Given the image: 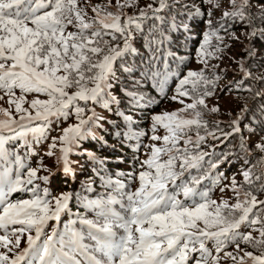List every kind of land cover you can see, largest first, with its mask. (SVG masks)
Returning a JSON list of instances; mask_svg holds the SVG:
<instances>
[{
  "label": "snow or ice",
  "instance_id": "1",
  "mask_svg": "<svg viewBox=\"0 0 264 264\" xmlns=\"http://www.w3.org/2000/svg\"><path fill=\"white\" fill-rule=\"evenodd\" d=\"M137 5L138 0H106L91 5L94 15L89 16L81 0H0V101L7 97L9 105H0V264H221L222 260H231L232 264H264V200L257 195V189L264 192V167L261 175L252 171L255 165L242 171L247 188L233 177L231 184L224 185L221 191L230 188L236 202L218 203L211 199V189L204 190L202 185L205 181L219 183L223 174L213 172L228 160V155L205 162L208 152L189 150L190 145L200 149L206 136L220 139L216 131L225 138L241 133L240 123L247 105L231 121V132L220 130L218 122L216 130H208L200 107H208L206 97L214 94L210 86L215 79L206 76L205 71L217 67L209 65L210 59H220L224 48L231 47L226 38L243 43L236 34L240 28L248 41L244 55L236 62L242 76L226 91L236 87L252 92L246 79L264 83V75L255 76L247 64V60L260 54L255 41L264 40V0H153L143 8L137 9ZM128 8L137 11L128 14ZM216 13L220 14L218 18ZM147 20L153 21L148 38L153 61L172 41L169 28H183V35L190 40L199 23L206 25L197 50L202 67L187 71L179 79L176 95L171 97L184 107L151 117L149 139L161 143L145 146L150 151L140 162L143 170L133 177L139 180L135 191L125 192L126 186L120 181H105L108 186L115 184L116 194L84 203L86 209L96 212L95 219L78 216L63 231L53 227L48 234L45 229L49 221H59L63 213L71 212L72 194L52 196L46 187L40 189L36 181L47 184L51 179V175H38L41 170L50 172L43 160L35 168L28 167L25 173L24 160L7 145L13 141L29 145L32 140L48 139L52 123L74 116L75 123L61 129L59 136L51 137L46 153H59L57 162L63 173L72 174L70 154L85 139L97 138L94 129L102 127L106 120L95 107L87 106L91 103L111 110L112 105L120 103L112 91L119 64L135 51V33L144 30ZM165 24L167 28L162 27ZM70 26L74 31L68 30ZM180 59L183 62L186 58ZM149 71L153 76L159 75L151 66ZM126 95L130 106L145 101L136 91H126ZM255 96L264 97V89L256 91ZM181 97L193 102L185 104ZM86 110L91 114L87 115ZM209 110L218 112L219 108ZM117 114L126 122L128 131L123 135L139 146L141 137L148 133L134 129L130 114ZM160 128L165 130L163 136L156 134ZM201 129L206 135L200 134ZM191 131L196 132L195 140L188 135ZM115 135L121 133L117 131ZM240 147L251 154L243 135ZM255 147L264 164V142ZM85 151L90 159L104 164L95 153ZM193 169L198 174L192 175ZM18 192H31L32 198L11 199ZM115 205L120 206L119 210ZM77 222L79 228L75 227ZM242 227L252 230L241 231ZM209 241L214 243L216 255L207 246ZM242 243L257 248L260 255L241 248ZM229 245L234 246L233 251H225Z\"/></svg>",
  "mask_w": 264,
  "mask_h": 264
},
{
  "label": "trees",
  "instance_id": "2",
  "mask_svg": "<svg viewBox=\"0 0 264 264\" xmlns=\"http://www.w3.org/2000/svg\"><path fill=\"white\" fill-rule=\"evenodd\" d=\"M153 0H138V8H143ZM106 0H81V4L86 6L88 15L93 16L91 12V5L103 4ZM115 3V0H113ZM199 3V0H197ZM134 8L126 9L128 14H133L137 11ZM172 15H175L173 10ZM219 13H216V17H219ZM200 20V17L196 18ZM179 22V17H177ZM191 23V21H189ZM152 20L144 22L143 31L135 33V40L133 41V48L135 51L127 54L124 57L125 63L119 64V70L117 71L118 79L114 81L113 95L120 101L119 104L111 106V110L104 109L102 105H93L89 103L88 108L95 107L98 114L106 118L104 124L100 128L94 129L96 134L95 139L89 137L85 139L81 146L70 154L69 159L73 162L71 167L76 168L78 166L77 176H70L61 173L58 170L57 155L47 156L43 149L47 146L49 139L54 136H59L61 129L66 128L69 124L75 123V117H71L68 120H61L57 123L51 124V130L48 134V139L36 142L29 137L32 142L29 145H24L23 141L9 142L7 147L9 150L17 153L25 162L26 167L22 170L26 173L28 167L35 168L43 160L44 166L50 170H41L38 175L46 176L51 175V179L47 184L43 181H36L39 184L40 189L45 187L51 193L52 196H58L61 193H71L72 200L69 202V208L71 212L63 213L59 221H51L48 223V227L45 232L50 234L53 227L56 230L63 231L65 225L69 224L72 220H77L78 216L86 217L88 219H95L96 212L92 209H86L84 203L89 200H95L101 196L107 197L109 194H116L113 192L115 184L111 186L105 184V181L111 180L113 182L120 181L126 187L125 192H133L139 186L138 178H133L143 169L140 167V162L147 158V154L150 149L145 147L152 143H161L159 141H151L149 136L152 134L150 131L152 119L154 114L164 112H174L181 105L179 100H172L171 97L176 95V88L178 87L179 79L182 78L189 70H199L202 65L197 60L198 45L202 41V33L206 30V25L199 23L194 29V38L186 39L184 29L179 31H172L169 28V33L172 36L170 44H166L161 53H157L158 59L152 60L153 52L148 47L149 33L152 31ZM162 27L167 28L165 24ZM69 31H74L71 26ZM236 34L241 36L243 43H237L231 39L226 38L225 42L231 47L224 48L220 59H210L209 65H216V68H209L205 71V75L210 79H215L214 85H211L213 95L206 97L207 108H202L203 120L208 122V130L213 131L217 128V122L219 129L223 132H231V121L241 114V108L247 105V110L243 112V119L240 123L241 133H234L227 138L221 136L220 131H216V135L220 139H213L211 136H206V140L201 144L200 149H196L193 146H189V150L193 153L203 150L208 152L209 155L205 157V162L208 160L216 161L221 159L223 155H228V160L224 161L213 172V175L223 174L218 184H210L209 181H205L202 185L204 190L211 191L209 195L211 199L216 200L218 203L222 200H226L229 204L236 202V197L230 188H225L221 191L224 185H230L233 177L237 183L244 184L245 188L248 187L244 181L242 171L246 168L255 165L252 171L255 175H261L262 167L261 153L256 149L255 145L261 142L264 137V97L255 96V92L264 89V83L245 80V84H251L253 91L248 92L244 90H237L233 87L231 91H226L227 86L234 85V82L241 79L242 73L237 66V60L244 55V49L248 45V41L244 40L241 35V29H236ZM215 43V41H214ZM255 47L260 53L256 57L247 60V64L250 66L251 71L255 76L264 75V40H256ZM169 52L175 53V56L168 55ZM186 58L181 62L180 58ZM222 61L225 62L222 66ZM151 66L153 71H159L158 76H153L149 71ZM124 68H131V72L124 71ZM178 74V75H177ZM165 77H167L165 79ZM218 77V79H217ZM161 84L163 91H161ZM74 91V89L70 90ZM126 91H136L140 95L145 97V101L141 102L139 106H130L129 98L126 95ZM19 95V92L17 93ZM0 95H3L0 92ZM228 97L235 95V97L229 102L228 100L222 102L221 97ZM222 97V98H224ZM33 97L29 95L28 99ZM41 99L46 97L41 96ZM186 103H192V99L188 97H181ZM0 105L8 108L7 97L4 101H0ZM83 106V102H81ZM167 106H175L171 109ZM184 106V105H183ZM24 107H28L27 104ZM217 107L218 112H212L209 109ZM165 109V110H163ZM168 109V110H167ZM123 111L126 114H130L135 121L133 125L136 131L147 132V136L141 137L140 145L138 146L134 140L126 138L123 133L128 131L126 122L117 113ZM86 114L90 115V112ZM15 115V113H13ZM184 115H188L184 113ZM119 125V127H117ZM119 131L120 136L115 135ZM158 135H164L165 130L160 128L156 133ZM201 135H206L204 129L200 130ZM193 140L196 139V132L191 131L188 133ZM241 135L246 138L247 145L251 148V154H246L240 147ZM103 137V139H99ZM181 141V145H183ZM87 152L95 153L97 157L103 159L105 162L100 165L97 161H93L86 154ZM247 161L248 163H246ZM204 168L207 169V163H204ZM77 172V171H76ZM192 175H196L197 170H191ZM188 175V173H186ZM103 178V179H102ZM257 184L260 181H256ZM258 199L264 200V192H260L257 189ZM32 198L31 192H18L13 193L11 199H30ZM119 210L120 206H114ZM75 227L79 228L80 224L77 222ZM252 229H245L242 227L241 231H251ZM253 235H257L253 231ZM44 237L42 236L41 239ZM211 246L210 251L213 255H216L215 245L212 241L208 242V247ZM234 246L229 245L225 251H233ZM241 248L246 251H252L255 255H260V251L257 248H253L251 245L241 244ZM235 254V253H234ZM243 253H240L242 255ZM197 257L199 254H196ZM223 257L224 253H219ZM225 262L231 260H224ZM189 264H192L189 261ZM226 264V263H225Z\"/></svg>",
  "mask_w": 264,
  "mask_h": 264
},
{
  "label": "rangeland",
  "instance_id": "3",
  "mask_svg": "<svg viewBox=\"0 0 264 264\" xmlns=\"http://www.w3.org/2000/svg\"><path fill=\"white\" fill-rule=\"evenodd\" d=\"M224 63H225V62L222 61V64H221V65L223 66ZM222 97H224V95H223ZM222 97H221V99H222V102H223V104H224V101H226V100H228L229 102H231V100L235 97V95H230V96H228V97L225 96L224 98H222ZM187 103H188V99L186 100V103H185V104H187ZM173 107H175V106H172V107H171V106H167L166 108L171 109V108H173ZM183 107H184L183 104H181L176 110L182 109ZM168 109H167V110H168ZM163 110H165V109H163ZM169 113H170V112H169ZM60 134H61V133H60ZM162 136H163V135H162ZM51 142H52V141H51V138H50V139H49V142H48V144H47V146L43 149V152H46V153H47V152L49 151V145L51 144ZM78 169H79L78 166H77V170H76V168L74 167V168H73V172H72V174H69V175H67V176H68V177H70L71 175H73L74 177L77 176L76 174H77L78 171H79ZM57 171H60L61 173H63L60 164H58V170H57ZM76 171H77V172H76ZM63 174H64V173H63ZM62 215H63V214H62ZM62 215H61V217H62ZM53 221H54V220H53ZM50 222H51V221H49L48 223H50ZM33 234H34V233H33ZM25 243H26V239L21 241V248H23V247L25 246ZM207 246H208V244H207ZM211 246H212V245L209 246V249L211 248ZM225 263H226V264H231L230 261H227V262H225L224 260L221 261V264H225ZM249 264H250V262H249Z\"/></svg>",
  "mask_w": 264,
  "mask_h": 264
}]
</instances>
